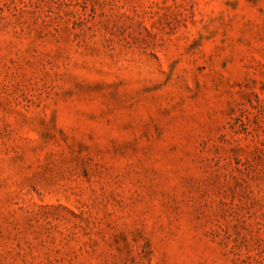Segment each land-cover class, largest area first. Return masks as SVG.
I'll use <instances>...</instances> for the list:
<instances>
[{"label": "rangeland", "instance_id": "obj_1", "mask_svg": "<svg viewBox=\"0 0 264 264\" xmlns=\"http://www.w3.org/2000/svg\"><path fill=\"white\" fill-rule=\"evenodd\" d=\"M0 264H264V0H0Z\"/></svg>", "mask_w": 264, "mask_h": 264}]
</instances>
